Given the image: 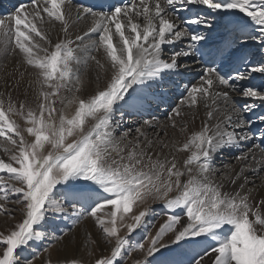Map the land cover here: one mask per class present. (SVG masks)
<instances>
[{"label":"snow or ice","instance_id":"obj_1","mask_svg":"<svg viewBox=\"0 0 264 264\" xmlns=\"http://www.w3.org/2000/svg\"><path fill=\"white\" fill-rule=\"evenodd\" d=\"M0 216V264H264V0L0 13Z\"/></svg>","mask_w":264,"mask_h":264},{"label":"bare ground","instance_id":"obj_2","mask_svg":"<svg viewBox=\"0 0 264 264\" xmlns=\"http://www.w3.org/2000/svg\"><path fill=\"white\" fill-rule=\"evenodd\" d=\"M17 2V0H0V13H4L8 10H11V7L13 4H15ZM5 4V5H3ZM177 95H179V93H176ZM197 126H199V121H197ZM159 205L155 206L156 208ZM158 211V209H157ZM159 212V211H158ZM155 231V229H153V232Z\"/></svg>","mask_w":264,"mask_h":264},{"label":"rangeland","instance_id":"obj_3","mask_svg":"<svg viewBox=\"0 0 264 264\" xmlns=\"http://www.w3.org/2000/svg\"><path fill=\"white\" fill-rule=\"evenodd\" d=\"M5 5V4H3ZM159 208L160 206L157 207L158 211H159ZM17 219H19V215L17 214L16 216ZM4 222H5V218L3 216H0V228H2L4 226ZM11 223V221H10ZM135 233H133V237H135ZM136 239H139V237H136ZM138 254L137 253H134L133 254V257L137 256ZM129 264H132V258L129 259Z\"/></svg>","mask_w":264,"mask_h":264}]
</instances>
